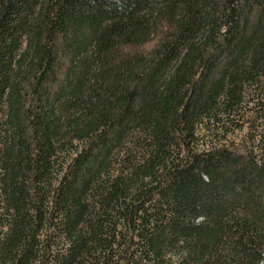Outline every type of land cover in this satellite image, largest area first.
Instances as JSON below:
<instances>
[{
  "label": "trees",
  "instance_id": "16d2710c",
  "mask_svg": "<svg viewBox=\"0 0 264 264\" xmlns=\"http://www.w3.org/2000/svg\"><path fill=\"white\" fill-rule=\"evenodd\" d=\"M0 264H264V0H0Z\"/></svg>",
  "mask_w": 264,
  "mask_h": 264
}]
</instances>
